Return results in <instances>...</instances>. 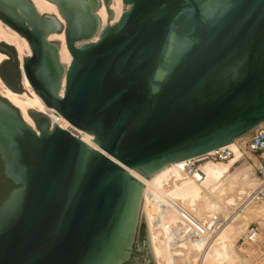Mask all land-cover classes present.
<instances>
[{
  "label": "water",
  "instance_id": "95a60500",
  "mask_svg": "<svg viewBox=\"0 0 264 264\" xmlns=\"http://www.w3.org/2000/svg\"><path fill=\"white\" fill-rule=\"evenodd\" d=\"M47 1L64 22L0 0L56 119L32 126L0 95V264H152L142 215L132 248L146 181L264 122V0H122L95 41L110 0Z\"/></svg>",
  "mask_w": 264,
  "mask_h": 264
},
{
  "label": "bare ground",
  "instance_id": "6f19581e",
  "mask_svg": "<svg viewBox=\"0 0 264 264\" xmlns=\"http://www.w3.org/2000/svg\"><path fill=\"white\" fill-rule=\"evenodd\" d=\"M31 1L39 13L56 14L61 22H64L56 5L52 2ZM123 5L122 0H114L109 6L113 11V19L109 22L105 4L104 2L101 4L97 14L103 28L120 18ZM99 34L92 40L93 36L91 41L97 40ZM49 39L58 42L59 59L66 68L70 64L71 54L66 47L64 33L62 31L51 33ZM0 40L16 48L19 55L22 86L27 90L23 95H17L0 78V95L18 108L24 120L30 125L33 123L32 126L34 122L28 111L31 107L40 109L52 122H56L49 108L34 92L22 69L24 55L31 54L26 39L0 20ZM6 56L0 51V62ZM64 82L63 75L60 94H63ZM33 95L35 98H32ZM259 125H264V122ZM238 140L227 144L233 150V156L227 161L201 163L205 177L200 183L178 169L180 162L169 163L159 175L151 179L143 195L142 207L147 216L151 249L156 264H195L196 262L198 264H242L244 257L234 247L231 232L240 223H245L242 222L245 219L247 222L258 221L264 228V196L259 200L253 199V193L260 185L255 171L256 161L254 165L247 160L239 145H236ZM243 161L248 162L251 168L244 165L234 170L227 169ZM218 165L227 167L220 168L217 167ZM252 168L256 177L252 175ZM187 222L190 223L191 230L192 225L199 223L202 226L201 232L194 236L192 234L194 229L193 232L189 231L188 235L185 234L183 227ZM247 229L248 227L243 232V241L251 243L256 240L258 230L255 239L248 241L245 236ZM207 239L210 241L205 243Z\"/></svg>",
  "mask_w": 264,
  "mask_h": 264
},
{
  "label": "built area",
  "instance_id": "2783aa9c",
  "mask_svg": "<svg viewBox=\"0 0 264 264\" xmlns=\"http://www.w3.org/2000/svg\"><path fill=\"white\" fill-rule=\"evenodd\" d=\"M240 149L243 152V155L249 160L251 163L256 161L255 171L258 175L259 186L256 188L253 193V199L259 200L264 196V125H259L253 130L250 138L244 142V146ZM233 156V150L229 148L227 145L211 150L201 156L190 158L184 160L178 164V169L181 172L186 173L193 177V179L200 183L205 177L204 172L201 169V163L204 161H227L230 157ZM255 159V160H253ZM192 225V224H191ZM192 230L190 228V223H186L183 227L185 234L188 235L189 231L195 229L192 233L194 236H197L202 229V226L199 223L196 225H192ZM210 227V225L208 226ZM258 227L254 224L248 226L246 230L245 236L248 241H253L255 239V235L257 233ZM244 240V237H243Z\"/></svg>",
  "mask_w": 264,
  "mask_h": 264
},
{
  "label": "rangeland",
  "instance_id": "374dc122",
  "mask_svg": "<svg viewBox=\"0 0 264 264\" xmlns=\"http://www.w3.org/2000/svg\"><path fill=\"white\" fill-rule=\"evenodd\" d=\"M114 0H110L109 2V6L111 4H113ZM103 2L100 3L99 7L96 10V13L98 12L101 4ZM128 8V5H123V11L125 9ZM113 12V11H112ZM113 17V16H112ZM113 19V18H112ZM112 19H108V21H112ZM4 23V22H3ZM106 26V25H105ZM103 28L102 24H101V20H100V24H99V28L97 30V32L94 34V37L92 38V40L98 36V34L100 33L101 29ZM4 42V41H3ZM6 43V42H5ZM6 45L11 46L13 48L14 51L13 54L16 53V55H18V52L16 50V48L11 45L6 43ZM25 56V55H24ZM19 57V55H18ZM8 56H6L5 59H3L0 63H2L3 61H8ZM16 61V60H15ZM14 62V61H13ZM20 64V63H19ZM19 66V65H18ZM27 91L25 89H23V91L21 92L20 95H23L24 93H26ZM32 98H35L34 95L32 96ZM19 110V109H18ZM29 113H33L37 116H40L43 112L40 111V109L36 108V107H31L28 109ZM44 114V113H43ZM33 125V123H31ZM251 133H253V130L249 131L247 134L243 135L242 137L238 138L239 140L236 142V145H240L241 147L244 146V142H246L250 136L252 135ZM237 140V139H236ZM235 140V141H236ZM249 161V160H248ZM249 166L250 164H248V162L243 161L242 163H240L239 165L236 166H231V167H227V166H223V165H218L217 167H223L229 169V170H234L238 167H242V166ZM250 167V166H249ZM251 168V167H250ZM164 170V169H163ZM163 170H161L160 172L156 173L155 175H153L150 179H148L144 185L143 188V192H142V198H141V202H140V207L138 210V215H137V221H136V226H135V232H134V238H133V243H132V248L135 252H140V249L137 247V235H138V230H139V224H140V220H141V215H142V219H143V224H144V229H145V234H146V238H147V243H148V247H149V252H150V256H151V261L152 264H156L155 261V257L153 254V251L151 249V243H150V238H149V227H148V222L147 221V216L145 211L143 210V195L145 190L147 189L148 184L150 183L151 179H153L155 176L159 175ZM253 171L252 168V175L254 177L255 173ZM145 213V214H144ZM243 220V219H242ZM242 222L245 223H240L236 228L233 229V231L231 232V237L232 240L234 242V247L236 248L237 251H239L244 259L242 261V264H264V228L260 225V223L258 221H245L243 220ZM254 224L258 227V234H257V238L255 241L251 242V243H246L243 241V232L245 231V229L250 225V224ZM210 239V237H209ZM209 239H207V241L205 243H208V241H210ZM207 245V244H205ZM195 264H198L197 262Z\"/></svg>",
  "mask_w": 264,
  "mask_h": 264
},
{
  "label": "trees",
  "instance_id": "16d2710c",
  "mask_svg": "<svg viewBox=\"0 0 264 264\" xmlns=\"http://www.w3.org/2000/svg\"><path fill=\"white\" fill-rule=\"evenodd\" d=\"M6 45V44H5ZM8 49L13 50V48L11 46L6 45ZM4 66H8L14 73H15V81H13L12 83H10L9 85H7L10 89H12V91L17 94L20 95L22 92V88L19 85V69H18V61H14L13 63L11 62V59H8V61H3L2 63H0V76L1 78L4 80L3 74H2V68ZM31 115L32 118H35L37 115L33 114V113H29Z\"/></svg>",
  "mask_w": 264,
  "mask_h": 264
},
{
  "label": "flooded vegetation",
  "instance_id": "af4514ba",
  "mask_svg": "<svg viewBox=\"0 0 264 264\" xmlns=\"http://www.w3.org/2000/svg\"><path fill=\"white\" fill-rule=\"evenodd\" d=\"M8 50H9L10 53H13L12 50H10V49H8ZM7 59H11L10 54H8V58ZM2 74H3L4 80L1 78V76H0V78L3 80V82L5 83L6 86L9 85L10 83H12L13 81H15V79H16L15 73L8 66H4L2 68ZM21 76H22V74H20V72H19V85H20V87H22V85H23ZM10 90L12 91V89H10ZM37 118H38V116H36L33 119L36 121Z\"/></svg>",
  "mask_w": 264,
  "mask_h": 264
}]
</instances>
